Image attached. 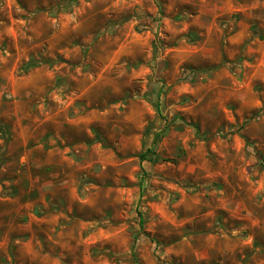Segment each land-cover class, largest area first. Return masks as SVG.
Instances as JSON below:
<instances>
[{"label": "rangeland", "instance_id": "obj_1", "mask_svg": "<svg viewBox=\"0 0 264 264\" xmlns=\"http://www.w3.org/2000/svg\"><path fill=\"white\" fill-rule=\"evenodd\" d=\"M0 264H264V0H0Z\"/></svg>", "mask_w": 264, "mask_h": 264}, {"label": "trees", "instance_id": "obj_2", "mask_svg": "<svg viewBox=\"0 0 264 264\" xmlns=\"http://www.w3.org/2000/svg\"><path fill=\"white\" fill-rule=\"evenodd\" d=\"M40 61H36V60H33V61H31L30 63H29V65L30 66H33V67H36V66H38V65H40ZM154 151H153V148H149L148 150H146L144 153H142L141 154V160L142 161H145V160H147V158L153 153ZM143 220H141V222H142Z\"/></svg>", "mask_w": 264, "mask_h": 264}]
</instances>
